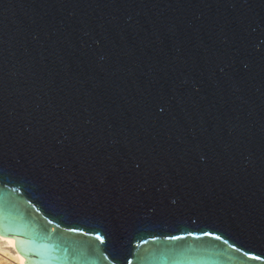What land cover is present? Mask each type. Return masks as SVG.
Segmentation results:
<instances>
[{"label": "water", "instance_id": "water-1", "mask_svg": "<svg viewBox=\"0 0 264 264\" xmlns=\"http://www.w3.org/2000/svg\"><path fill=\"white\" fill-rule=\"evenodd\" d=\"M0 233L24 264H264V0H0Z\"/></svg>", "mask_w": 264, "mask_h": 264}, {"label": "bare ground", "instance_id": "bare-ground-1", "mask_svg": "<svg viewBox=\"0 0 264 264\" xmlns=\"http://www.w3.org/2000/svg\"><path fill=\"white\" fill-rule=\"evenodd\" d=\"M23 258L15 249L14 239L0 237V264H24Z\"/></svg>", "mask_w": 264, "mask_h": 264}, {"label": "snow or ice", "instance_id": "snow-or-ice-1", "mask_svg": "<svg viewBox=\"0 0 264 264\" xmlns=\"http://www.w3.org/2000/svg\"><path fill=\"white\" fill-rule=\"evenodd\" d=\"M50 223H51V221H50ZM68 230H69V231H72V232L79 231V229L76 228V227L69 228ZM0 235H3V234L0 233ZM188 235H190V236H195V233H191V232H190V233H188ZM201 236H213V234H212L211 232H203V233L201 234ZM201 236H197L196 238L199 239V238H201ZM6 238L11 239V237H6ZM169 238H170V239H182V237H176V236H171V237H169ZM96 239H97V240H100L101 243L104 242V237L101 236L99 233L96 234ZM214 239L219 240V239H221V237H220V236H214ZM225 242H226V241H225ZM17 247H19V244H17Z\"/></svg>", "mask_w": 264, "mask_h": 264}]
</instances>
